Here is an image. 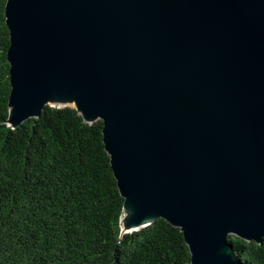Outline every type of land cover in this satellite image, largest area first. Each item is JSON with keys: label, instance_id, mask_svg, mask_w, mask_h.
I'll use <instances>...</instances> for the list:
<instances>
[{"label": "water", "instance_id": "obj_1", "mask_svg": "<svg viewBox=\"0 0 264 264\" xmlns=\"http://www.w3.org/2000/svg\"><path fill=\"white\" fill-rule=\"evenodd\" d=\"M6 16L10 125L54 102L102 119L125 208L180 227L192 264H220L217 243L239 264L231 234L263 240L264 0H7Z\"/></svg>", "mask_w": 264, "mask_h": 264}, {"label": "trees", "instance_id": "obj_2", "mask_svg": "<svg viewBox=\"0 0 264 264\" xmlns=\"http://www.w3.org/2000/svg\"><path fill=\"white\" fill-rule=\"evenodd\" d=\"M0 0V264H192L180 227L162 216L121 234L125 197L103 120L47 105L12 126L10 29ZM239 264H264V237L231 234Z\"/></svg>", "mask_w": 264, "mask_h": 264}, {"label": "bare ground", "instance_id": "obj_3", "mask_svg": "<svg viewBox=\"0 0 264 264\" xmlns=\"http://www.w3.org/2000/svg\"><path fill=\"white\" fill-rule=\"evenodd\" d=\"M12 114L15 115L14 112ZM154 217L155 215L150 209L142 207L140 199L134 197V195H128L126 198L125 213L121 218L123 219L121 228L123 232L135 230L146 224H150ZM137 220L139 221L137 222ZM206 252L208 255V263L211 261L222 264L226 263L229 258H232L230 256L231 254L225 250L221 243L209 245Z\"/></svg>", "mask_w": 264, "mask_h": 264}, {"label": "rangeland", "instance_id": "obj_4", "mask_svg": "<svg viewBox=\"0 0 264 264\" xmlns=\"http://www.w3.org/2000/svg\"><path fill=\"white\" fill-rule=\"evenodd\" d=\"M53 105H60V103H57V102H54V103H52Z\"/></svg>", "mask_w": 264, "mask_h": 264}]
</instances>
